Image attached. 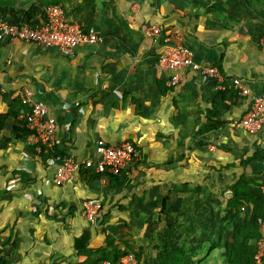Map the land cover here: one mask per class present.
<instances>
[{"label": "crops", "instance_id": "0c3cea01", "mask_svg": "<svg viewBox=\"0 0 264 264\" xmlns=\"http://www.w3.org/2000/svg\"><path fill=\"white\" fill-rule=\"evenodd\" d=\"M152 1L71 0L68 17L94 26L101 37L71 57L17 41L0 48V115L10 129L27 112L17 96L26 87L33 101L48 106L66 156L93 157L98 138L129 141L140 151L122 179L97 180L93 170L80 168L56 186V159L42 163L40 146L27 137L0 149V257L7 264L79 263L84 257L74 249L76 237L89 232L93 249L120 245L130 227H144L147 207L160 209L172 241L184 240L192 250L196 233L208 241L206 230L213 229L210 253L222 246L224 257L229 187L242 175L262 182L264 173V132L237 125L251 96L264 91V0ZM151 25L160 28L157 37L145 34ZM174 28L196 62L217 66L227 84L239 80L226 88L235 95H222L215 82L193 71L168 85L170 72L156 60ZM2 135L14 138L15 132ZM87 198L101 200L95 224L81 212ZM249 210L245 205L243 212ZM123 239L134 245L127 234Z\"/></svg>", "mask_w": 264, "mask_h": 264}, {"label": "built area", "instance_id": "2783aa9c", "mask_svg": "<svg viewBox=\"0 0 264 264\" xmlns=\"http://www.w3.org/2000/svg\"><path fill=\"white\" fill-rule=\"evenodd\" d=\"M44 16V19L33 25L14 23L0 18V48L7 41H17L32 43L43 49H55L63 56L71 57L74 56L78 46L94 44L101 40L94 26L85 27L69 18L59 5H47ZM159 33L160 28L156 25L150 26L145 32L151 37H157ZM261 42L264 45V35L261 37ZM156 65L170 72L168 79L170 86L179 85L188 71L215 82L219 90H225L230 84L235 87L240 85L237 78H230V83L227 84L225 76L217 66L196 62L191 49L182 42L181 34L176 28L164 36L162 51L157 57ZM17 96L21 103L29 108L22 116L26 127L32 131L27 136L28 143L37 145L41 143L52 151L59 142L56 138L57 122L49 115L48 106L33 101L32 92L26 87L19 88ZM237 125L248 133L264 132V91L251 96L248 110L239 119ZM139 156V149L129 141L109 143L103 138H98L91 158L76 160L68 156L63 158L58 156L53 171V183L56 186L64 185L80 168L93 170L99 174L105 172L118 174L126 170ZM259 190L264 200V183L260 185ZM101 208V200L98 198H87L81 202L82 215L92 224L97 221ZM257 225L259 236L255 243L253 259L254 264H264V212L258 217ZM98 264H109V262L104 260ZM118 264H138V261L131 251H125Z\"/></svg>", "mask_w": 264, "mask_h": 264}, {"label": "trees", "instance_id": "16d2710c", "mask_svg": "<svg viewBox=\"0 0 264 264\" xmlns=\"http://www.w3.org/2000/svg\"><path fill=\"white\" fill-rule=\"evenodd\" d=\"M70 1L71 0H51V4L62 7L68 16L70 12L67 4ZM18 2L19 0H0V18L14 23H28L30 25L36 24L44 19V12L47 6L45 1L29 0L30 7L27 8L17 7ZM23 3L24 2H22V4ZM152 4L158 5V1L153 0ZM85 27L88 26L85 25ZM232 92L233 95L237 93V91L233 89L221 91L222 95ZM18 101L19 104L25 106L20 100ZM28 110L29 108H27V111ZM20 120V125H14L10 129L5 121V117L0 115V132L6 130H13L15 132L14 138L2 135L0 138V149L4 148L8 143L16 142L32 133V131L26 127L24 118ZM38 145L40 146L39 156L42 163H45L47 159L54 161L58 156L60 158L66 157V155L59 150L57 145L54 146L52 151L41 143ZM253 159H255V156L247 158V161L249 162ZM124 172L125 170L118 174L110 172H105L103 174L94 173L93 177L98 180L100 176H104L114 181L116 179H122ZM258 179L260 180L261 178L259 177ZM259 180L242 175L229 187L230 197L227 199L224 214V219L231 227L230 240L225 242L224 249V258L228 264H254L255 243L259 236L257 219L264 212V200L259 190L260 185L264 183V173L262 182ZM247 204L250 207L248 213L243 212ZM163 208H165V204H162V209ZM159 234L161 237L163 236L162 242L155 245L159 264H195V260L193 259V255L196 254V250L194 251L195 248L192 250L184 240L182 242L178 241V243L172 241L174 237L171 235V229L169 228L165 229L162 234ZM88 237L89 232H83L74 240V249L76 253L84 257L82 261L76 264H98L104 260L108 261L109 264H118L121 255L125 253V250L121 248L122 245L109 243L106 246L93 249L87 244ZM200 238L201 243L204 242L202 234ZM196 241L197 240H195V242ZM212 249L213 246H209L205 256H207ZM11 255H14L15 260L18 259V255L14 253H11ZM138 258L139 257L136 256L137 261L139 260ZM0 264H7V259L4 255L0 257Z\"/></svg>", "mask_w": 264, "mask_h": 264}, {"label": "rangeland", "instance_id": "374dc122", "mask_svg": "<svg viewBox=\"0 0 264 264\" xmlns=\"http://www.w3.org/2000/svg\"><path fill=\"white\" fill-rule=\"evenodd\" d=\"M47 3V5L51 4V0H43ZM22 2H24L22 4ZM17 7L21 8V7H30V2L29 0H19V2L17 3ZM152 26V25H151ZM153 206V205H152ZM219 206V204H215V208L217 209V207ZM160 209L156 210L154 207H147V209H145V216L143 219H141V221L144 223V227L142 226H136L135 229L134 226L130 227V232L128 233H124L123 235L120 236V246L121 245H125L127 244V246L123 249L125 251H131L135 256H138L139 258V264H159L157 261V249L155 248V245L158 243H161V240L159 239L158 242H156L155 240V236H157L159 233H162L165 230V226L164 223H161L160 217L162 212L159 211ZM220 209L216 210V216L219 217V211ZM165 216V215H164ZM139 220V219H138ZM160 221V223H159ZM164 222V221H163ZM139 228V230H138ZM209 232V236L210 238L208 239V241L204 239V242L201 243V234L200 233H196V239L197 241L195 242V246L196 247L194 249L195 251V255H193V259L195 260V264H227V261L225 260V258L223 257V255L220 256V252L221 254L223 249L222 246L220 247V249L215 250L214 252L208 254L207 256H205L208 247L210 246L209 242L211 240V238L215 239V233L213 232V229L207 228V230ZM126 234L128 236H130L131 241L133 242V246H131L130 244L127 243L128 240H124L123 237L126 236ZM129 248V249H128Z\"/></svg>", "mask_w": 264, "mask_h": 264}]
</instances>
